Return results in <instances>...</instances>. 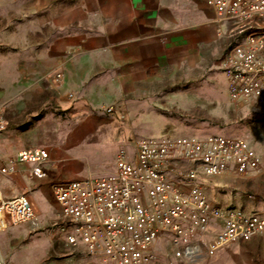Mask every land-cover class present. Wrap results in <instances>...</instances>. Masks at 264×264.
<instances>
[{"label": "built area", "instance_id": "obj_1", "mask_svg": "<svg viewBox=\"0 0 264 264\" xmlns=\"http://www.w3.org/2000/svg\"><path fill=\"white\" fill-rule=\"evenodd\" d=\"M206 3L218 31L235 39L224 60L230 100L264 111V0ZM61 78L57 73L55 81ZM7 126L0 106V132ZM50 162L47 147L24 148L0 160V175L46 178ZM263 174V157L242 137L143 138L118 150L110 173L55 181L52 190L67 241L82 244L96 264H161L163 257L166 264H199L264 233V211L220 206L207 182ZM37 213L27 194L6 198L0 188V232ZM0 264H7L1 250Z\"/></svg>", "mask_w": 264, "mask_h": 264}, {"label": "rangeland", "instance_id": "obj_2", "mask_svg": "<svg viewBox=\"0 0 264 264\" xmlns=\"http://www.w3.org/2000/svg\"><path fill=\"white\" fill-rule=\"evenodd\" d=\"M60 1L0 0V106L8 119L2 134L11 139L32 138L45 127L52 134L74 114L72 107L57 105L51 97L60 82L52 80L51 85L50 80H42L41 94L34 95L33 80L26 75L29 61L33 63L45 41L56 34L49 8ZM223 40L217 46L221 51L212 59L196 65L163 66L134 80L130 89L113 97L116 99L107 106L92 110L100 119L101 140L58 149L66 160L52 166L48 177L0 175L4 197L27 194L38 210L34 221L0 232V250L7 264H96L82 244L67 241L64 218L52 190V183L64 180L66 167L77 164L75 160L81 162L83 172L106 175L118 150L133 149L139 139L211 133L246 139L264 160V111L230 100L224 60L235 39L225 35ZM3 152L0 156L15 154L9 146ZM207 192L222 207L260 211L264 209V174L250 179L217 176L207 182ZM166 262L163 257L161 264ZM199 264H264V242L249 240L226 246Z\"/></svg>", "mask_w": 264, "mask_h": 264}, {"label": "crops", "instance_id": "obj_3", "mask_svg": "<svg viewBox=\"0 0 264 264\" xmlns=\"http://www.w3.org/2000/svg\"><path fill=\"white\" fill-rule=\"evenodd\" d=\"M49 14L56 34L45 41L36 60L29 61L26 75L33 80L31 91L40 95L42 80L54 85L52 80L55 83L56 74L61 73V84L51 97L57 105L72 107L74 114L52 134L45 127L32 138L19 140L0 132V154L5 146L16 154L48 144L49 175L52 166L66 160L58 149L101 140L100 119L92 110L107 106L130 89L134 80L163 66L196 65L212 59L221 51L217 46L223 37L229 36L218 31L206 0H61L49 8ZM8 157L0 156V160ZM75 161L66 167L64 180L94 173L83 172L81 162ZM251 240L261 244L264 236L258 234Z\"/></svg>", "mask_w": 264, "mask_h": 264}]
</instances>
